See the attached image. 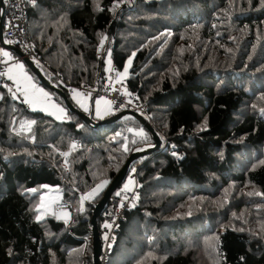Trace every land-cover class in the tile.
Returning <instances> with one entry per match:
<instances>
[{
	"label": "trees",
	"instance_id": "obj_1",
	"mask_svg": "<svg viewBox=\"0 0 264 264\" xmlns=\"http://www.w3.org/2000/svg\"><path fill=\"white\" fill-rule=\"evenodd\" d=\"M27 8L31 43L50 69L34 63L50 84L94 122L132 111L97 117L67 87L103 83L111 53L162 140L112 195L126 196L129 177L137 184L107 264H264L262 0H28ZM23 66L66 116L33 110L0 83V264H93L97 204L131 155L155 141L132 117L92 127ZM25 121H35L31 131ZM104 181L80 211L81 197ZM50 187H60L55 207L69 205L72 221L37 222Z\"/></svg>",
	"mask_w": 264,
	"mask_h": 264
},
{
	"label": "built area",
	"instance_id": "obj_2",
	"mask_svg": "<svg viewBox=\"0 0 264 264\" xmlns=\"http://www.w3.org/2000/svg\"><path fill=\"white\" fill-rule=\"evenodd\" d=\"M1 1H4V41L9 45L17 46L25 55L24 57H19L15 55L13 57V62L24 65L23 58L28 57L33 62L38 61L42 63L46 68L50 69L49 66L43 61H41L40 58L37 56L34 47L31 43L28 30V0H0V3ZM111 49L112 47L109 48V50ZM99 55H101V49L99 51ZM110 66L113 70L110 72L107 70L109 66L106 68L104 82L101 83L98 87H91L88 85H83L76 88L69 87L70 95L74 97L75 93L73 90H75V92L83 94L81 96L85 99H88L91 95L99 96L104 98L106 101H111V106L114 108V110L125 108L127 110H138V112L143 116V118L149 121L151 115L149 113L148 107L142 106L137 97L132 93H130L131 95L123 94L125 91L127 92L126 81L117 83L116 73L118 72V69L113 64H111ZM3 72H7V66L0 61V73ZM0 83H3L8 88V90L9 88H11L12 91L15 92V84H13L11 81H8L6 79V75H0ZM10 95L12 96V92H10ZM16 96V100L18 102L25 103L24 98L20 95V93H16ZM128 112L129 111H124V113ZM74 144L77 148L81 147V143L79 141H75ZM136 193L137 184L135 182V186L132 188L131 191H128L126 193L125 197H113L110 201L111 209L110 212L105 215L104 222L100 231L103 245L102 264H106L110 255H112L113 253V246L115 243V239L118 237V231L121 227L122 222L125 221L127 211L134 203ZM61 206L62 211L70 213V219L68 221H72V212L70 206L67 204H59L57 208H60ZM105 224H110L111 228H105ZM105 237H107V239H105ZM84 253L86 255L87 249L84 251ZM82 264L90 263L88 262L87 258L84 257V261Z\"/></svg>",
	"mask_w": 264,
	"mask_h": 264
},
{
	"label": "snow or ice",
	"instance_id": "obj_3",
	"mask_svg": "<svg viewBox=\"0 0 264 264\" xmlns=\"http://www.w3.org/2000/svg\"><path fill=\"white\" fill-rule=\"evenodd\" d=\"M262 3H264V0H262ZM97 7L99 8V4H97ZM116 7H119V4L116 5ZM102 10V9H100ZM103 39H107V37H104ZM101 47H103V41L101 42ZM0 55H3L4 63H7L8 61L12 60V56L6 52L2 51L0 52ZM135 55V54H133ZM108 56H111V53H108ZM132 63V60H128V65L130 66ZM111 61L109 60V68L107 69L108 71H112L113 69L111 68ZM0 75H6L9 80H12L16 84V90L15 92L12 91L11 88H9V92H12V98L16 99V93H20L21 96L24 97V102L28 104L33 110H36L39 108L42 111H47L49 107L56 108V110L60 113H64V110L62 108H58V106L52 104L51 102V96L44 92L43 89L37 88L33 83H32V78L27 76L26 73L23 72V65L22 64H16L13 67H10L7 72L0 73ZM117 83H121L122 80L127 77L128 75V68L125 67L123 72H117ZM74 98L80 97L81 93L75 92ZM124 95H131L130 93H127L126 91L123 93ZM90 95V94H89ZM3 97L0 96V99ZM77 103L82 107L85 111H88V106L86 102H81L80 99H77ZM103 103L106 105V109L102 111L100 105ZM111 101H97L96 102V115L98 117H101L105 114L106 111H111ZM261 113L264 114V108L260 109ZM52 114V113H49ZM66 116V113H64ZM61 116H57V119H61ZM35 121H25L24 124H22V129H27L28 131H31L32 126L34 125ZM203 130V129H202ZM140 136H144L143 132L138 133ZM76 145H72V149L75 150ZM128 149L125 147V151ZM61 155L67 156L68 153H61ZM107 184V181H104L102 184L98 185L96 188L93 189L92 192L88 193L87 195L81 197V209L80 211H83V203L84 201H90L95 198L99 194V192L103 189V187ZM130 185H134V181H129L128 185H125V191H131L132 188ZM33 193L36 192V189L31 190ZM117 195H120V193H117ZM58 204V200L51 201L47 204H45L43 201L41 204L36 207L35 211L39 213L37 215L36 220L37 222L42 221L46 216L51 215L55 217L56 219H63L65 223H68V220L70 219V213L64 212L61 210L62 206L60 208L54 207V205ZM122 206V205H121ZM43 209V211H42ZM105 228H111L110 224H105ZM264 230V228H262ZM243 231V229H241ZM107 239V237H105Z\"/></svg>",
	"mask_w": 264,
	"mask_h": 264
},
{
	"label": "water",
	"instance_id": "obj_4",
	"mask_svg": "<svg viewBox=\"0 0 264 264\" xmlns=\"http://www.w3.org/2000/svg\"><path fill=\"white\" fill-rule=\"evenodd\" d=\"M3 18H4V1H1V3H0V43H1V46L3 48L7 49L8 51L12 52L13 54H16L19 57H24L25 56L24 53L17 46L9 45V44L5 43L4 33H3ZM23 63L28 68H30L33 73L36 74V76L40 79L41 83L45 87H48V88H51L52 90H55L62 97L66 106L68 107V109L72 113H76L83 121L89 123L92 127L99 128L102 126L110 125V124L118 121L119 119H121L123 117H132V118H136L145 127V129H147L151 133V135L155 141L154 147H152L148 150H144L141 152L134 153L131 155L126 166L122 169V171L119 173V175L114 179V181L112 182V184L110 185V187L106 191L104 198L102 199V201L99 204H97V206L93 212L92 220L90 223L92 226L93 262H94V264H102L101 256L103 254V245H102L100 231H99L98 225H97L98 218L100 216L104 215L106 207L108 206V204L112 198V195L126 181L133 163L136 160H138L139 158H142L144 156H149V155L157 152L158 150H160V148L162 146V140L159 137V135L157 134L155 128L151 125V123L146 121L141 115H139L136 112H130V111L128 113L123 112V113H121V114H119L113 118H110L108 120H103L100 122H94L91 116L87 115V113H85V112L79 110L77 107H75V105L72 103V101L70 100V98L67 96V94L65 92H62V91L56 89L55 87H53L51 84H49V82L47 81L45 76L39 71V69L37 68L35 63L30 58H28V57L23 58Z\"/></svg>",
	"mask_w": 264,
	"mask_h": 264
},
{
	"label": "rangeland",
	"instance_id": "obj_5",
	"mask_svg": "<svg viewBox=\"0 0 264 264\" xmlns=\"http://www.w3.org/2000/svg\"><path fill=\"white\" fill-rule=\"evenodd\" d=\"M110 48V47H109ZM0 50H1V52L2 51H6V52H8V53H10L7 49H5V48H3L2 46H0ZM100 51V50H99ZM99 51H98V56H101L102 54H103V51L101 50V55H99ZM109 60L111 61V64H113V62H112V59H111V56L109 57V56H107L106 57V68L109 66ZM36 62V61H35ZM24 71H25V73L27 74V76H29V77H31V75L29 74V72H27L25 69H24ZM128 76V75H127ZM59 77V76H58ZM59 78H61V77H59ZM126 78L127 77H125L122 81L124 82V81H126ZM32 83L37 87V88H40V89H43L40 85H38L37 84V81L34 79L33 80V78H32ZM50 84V83H49ZM52 85V84H51ZM86 85H88V86H91V87H94V86H99L100 84H96V85H89V84H86ZM53 86V85H52ZM54 87V86H53ZM68 87V89H70L69 87H71V88H76V87H80V86H67ZM43 91L44 92H46V93H48L50 96H51V102H52V104H54V105H56V106H58V108H62L63 109V107L62 106H60V105H57L56 104V102L53 100V93L52 92H50L49 90H45V89H43ZM69 92H70V90H69ZM129 93V92H128ZM92 96V97H91ZM88 99H85V100H87L88 101V111H86V112H89L90 110H91V105H92V101H94V109H96V102L97 101H100L101 99H104V98H102V97H97V96H95L94 95V97H95V99H94V97H93V95H91ZM72 97V96H71ZM101 98V99H100ZM72 99H73V101L75 102V98L74 97H72ZM71 100V99H70ZM105 100V99H104ZM81 102H82V100H81ZM78 104V103H77ZM28 105V104H27ZM79 105V104H78ZM29 106V105H28ZM80 106V105H79ZM30 107V106H29ZM100 107L101 108H103L104 107V104L102 103L101 105H100ZM54 109H56V108H52V107H49L48 108V110L47 111H43V112H45V113H47V114H49V113H52V114H50V115H53V116H55V112H54ZM36 110H39V111H42V110H40L39 108H37ZM64 110V109H63ZM65 111V110H64ZM111 111L112 112H115L114 111V108L111 106ZM130 112H136V113H138L139 115H141L139 112H138V110H132V111H130ZM95 114H96V112H95ZM61 115V117H62V114H60ZM142 116V115H141ZM143 117V116H142ZM63 118V117H62ZM61 118V119H62ZM147 121V120H146ZM149 122V121H148ZM150 123V122H149ZM158 134V133H157ZM126 166V165H125ZM137 167V166H136ZM131 180V177H129L128 178V182H127V185L129 184V181ZM130 187H132V185L130 186ZM61 195H62V192H61V189H60V187H50V188H48V190L45 192V194L43 195V198L41 199V202L43 201L45 204H47V203H49V202H51V201H54V200H58V203L60 202V200H61ZM112 199V198H111ZM111 201V200H110ZM56 205H54V207H55ZM42 211H43V209H42ZM62 220V219H61ZM69 222V221H68ZM92 227V226H91ZM114 245H115V243H114ZM113 248H114V246H113ZM86 250V249H85ZM111 256V255H110ZM101 260H102V256H101ZM107 264V263H106Z\"/></svg>",
	"mask_w": 264,
	"mask_h": 264
},
{
	"label": "crops",
	"instance_id": "obj_6",
	"mask_svg": "<svg viewBox=\"0 0 264 264\" xmlns=\"http://www.w3.org/2000/svg\"><path fill=\"white\" fill-rule=\"evenodd\" d=\"M0 46H1V43H0ZM0 52H1V50H0ZM10 52V51H9ZM11 56H12V60H10V61H8L7 63H4L3 61H4V57H3V55H0V61L3 63V64H5L6 66H7V70L10 68V67H13L14 65H16V64H20V63H14L13 61V57L16 55V54H13L12 52H10L9 53ZM11 63H13V64H11ZM23 72L25 73V71H24V66H23ZM32 78V77H31ZM6 79L8 80V81H11L13 84H15L12 80H9L8 78H7V76H6ZM16 84L14 85V90H16ZM18 93V92H17ZM24 98V97H23ZM77 99H80V100H82V102H86V104L88 105V101L87 100H85V98H83L82 96H80V97H78V98H75V102L77 103ZM101 99V98H100ZM100 101H105L104 99H101ZM94 101H92V105L91 106H94ZM102 104V103H101ZM106 105H104V107L103 108H101L102 109V111L103 110H105L106 109ZM31 108V107H30ZM82 108V107H81ZM83 109V108H82ZM84 110V109H83ZM85 111V110H84ZM54 112H55V116H61L60 114H62V117L64 118V113H65V111H64V113H60V112H58L56 109H54ZM95 112H96V109H95ZM110 113H112V112H110V111H106L105 112V114L102 116V118H104L105 116H107V115H109ZM97 116V115H96ZM98 117V116H97Z\"/></svg>",
	"mask_w": 264,
	"mask_h": 264
},
{
	"label": "bare ground",
	"instance_id": "obj_7",
	"mask_svg": "<svg viewBox=\"0 0 264 264\" xmlns=\"http://www.w3.org/2000/svg\"><path fill=\"white\" fill-rule=\"evenodd\" d=\"M92 97V96H91ZM93 97H94V95H93ZM98 97V96H97ZM95 98V97H94ZM90 99V98H89Z\"/></svg>",
	"mask_w": 264,
	"mask_h": 264
}]
</instances>
